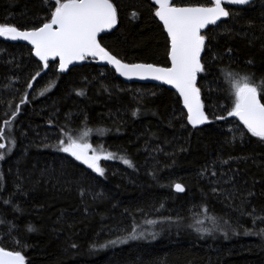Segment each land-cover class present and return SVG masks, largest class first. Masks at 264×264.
Segmentation results:
<instances>
[{"label": "trees", "instance_id": "1", "mask_svg": "<svg viewBox=\"0 0 264 264\" xmlns=\"http://www.w3.org/2000/svg\"><path fill=\"white\" fill-rule=\"evenodd\" d=\"M112 3L118 24L101 44L128 63L169 66V41L153 0ZM227 8L231 15L205 33L206 71L198 87L211 123L196 128L174 91L126 83L91 58L66 73L50 61L28 89L40 71L38 58L29 45L0 39V143L6 145L0 149V247L21 251L27 264H264V142L235 117L215 119L231 106L223 72L264 82V0ZM48 15L45 0H0V24L31 30ZM49 82L55 87L40 96ZM25 93L28 102L21 103ZM86 129L94 147L133 167L102 160L101 177L56 150L66 134L78 137ZM176 183L184 193L175 191ZM133 227L148 237L109 244Z\"/></svg>", "mask_w": 264, "mask_h": 264}, {"label": "snow or ice", "instance_id": "2", "mask_svg": "<svg viewBox=\"0 0 264 264\" xmlns=\"http://www.w3.org/2000/svg\"><path fill=\"white\" fill-rule=\"evenodd\" d=\"M249 2L250 0H209L210 6L178 7L172 0H154L153 15L162 22L169 41L167 52L169 66L125 63L101 44L98 39L100 34L110 31L118 22L117 9L112 0H45L49 15L42 26L31 30H20L14 25L0 24V37L12 41H27L32 45V52L40 62V71L30 78L27 83L28 89L33 87L41 71L50 68V61L58 60V65L54 64L52 68L59 73H66L70 65L91 58L111 65L116 73L129 80L151 79L170 85L182 99L183 108L187 110V123L196 128L211 123L201 99V89L198 87V77L206 71L202 62V53L205 51L207 40L204 30L210 25H218L219 21L231 15L226 5L239 6ZM135 15L136 13H133V16ZM220 82L226 85L224 90L227 92L231 106L225 109L226 115H216L215 119L227 120L228 117H235L251 137L264 142V103L261 102L264 82L257 85L251 75L233 71L223 72ZM53 87L55 82H49L48 86L39 91V95H45ZM27 102L28 95L25 93L21 103ZM90 134V129L84 130L78 137L66 134V140L60 139L56 150L68 154L101 177L105 175V168L101 166L102 160L118 159L125 165L133 167L129 159L105 151L103 146L94 147L87 139ZM4 137L5 133L0 131V139ZM14 143L13 140V145ZM0 149H6V145L0 143ZM4 159L5 153H0V160ZM175 191L184 192L185 188L177 183ZM203 211L207 213V208L205 207ZM147 223L155 222L147 221ZM197 223L202 224L203 221ZM28 230L34 229L29 227ZM195 230L202 234L209 233L208 229L199 227ZM155 235L152 233L153 238ZM225 237L227 238L226 232ZM141 238H144V233L137 234L133 227L130 235L109 241V244L114 246L117 243H127L128 240ZM107 246V244L102 245V247ZM0 264H27V260L21 251L0 247Z\"/></svg>", "mask_w": 264, "mask_h": 264}, {"label": "water", "instance_id": "3", "mask_svg": "<svg viewBox=\"0 0 264 264\" xmlns=\"http://www.w3.org/2000/svg\"><path fill=\"white\" fill-rule=\"evenodd\" d=\"M153 3H154V0H153ZM176 6V5H175ZM186 6H206V5H184V6H178V7H186ZM207 6H210V5H207ZM228 5H226V7H227ZM158 19V18H157ZM117 21H118V16H117ZM220 22V21H219ZM218 22V23H219ZM161 24H162V22H160ZM117 24H118V22H117ZM117 24H116V26L113 28V29H111L110 31H107V32H105V33H101L100 34V36L98 37V39H100L103 35H105V34H107V33H110V32H112V31H114L115 30V28L117 27ZM163 26V25H162ZM211 26H213V25H210L209 26V28L211 27ZM208 28V29H209ZM208 29H205L204 30V33H206V31L208 30ZM165 31V30H164ZM0 39H2V40H7V41H12V40H8V39H5V38H3V37H0ZM19 42H21V43H24V44H27V45H29L31 48H32V45H30L27 41H22V40H18ZM101 42V41H100ZM203 54V53H202ZM118 58V57H117ZM120 59V58H119ZM122 60V59H121ZM58 61V60H57ZM88 60H85V61H82V62H77V63H75V64H73V65H70L69 66V69L70 68H72V67H74V66H77V65H82V64H84V63H86ZM124 61V60H123ZM98 62V61H97ZM125 63H128V62H126V61H124ZM98 64L99 65H101V66H107V67H109V68H111L112 70H114L113 68H112V66L111 65H108V64H106V63H103V62H98ZM153 64V63H152ZM157 65V64H156ZM159 66H161V65H159ZM115 71V70H114ZM116 73V72H115ZM116 75H117V77L118 78H120V79H122L124 82H126V83H133V82H136V83H142V84H155V85H161V86H165L167 89H169V90H172V91H174L177 95H178V93L176 92V90L174 89V88H172L170 85H165V84H163L162 82H160V81H154V80H151V79H149V80H140V79H137V78H133V79H131V80H129V79H127V78H125V77H122V76H120L118 73H116ZM199 78V77H198ZM179 96V95H178ZM180 98V97H179ZM181 99V98H180ZM201 99H202V97H201ZM181 101H182V99H181ZM202 102H203V100H202ZM262 102V101H261ZM182 106H183V103H182ZM185 111H187L186 109H184ZM205 125V124H204ZM204 125H200V126H197V127H201V126H204ZM84 165V164H83ZM84 166H86V165H84ZM177 184V183H176ZM180 184V183H179ZM182 185V184H181ZM184 187V186H183ZM174 189H175V186H174ZM178 193H184V192H178Z\"/></svg>", "mask_w": 264, "mask_h": 264}, {"label": "rangeland", "instance_id": "4", "mask_svg": "<svg viewBox=\"0 0 264 264\" xmlns=\"http://www.w3.org/2000/svg\"><path fill=\"white\" fill-rule=\"evenodd\" d=\"M145 230H141V231H139V232H137V234H139V233H141V232H143L144 233V235L145 236H147L148 235V233L147 232H144ZM148 237V236H147Z\"/></svg>", "mask_w": 264, "mask_h": 264}]
</instances>
